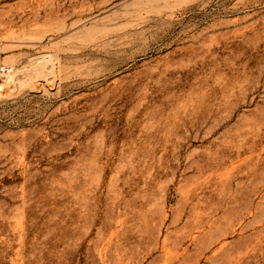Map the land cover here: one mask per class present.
I'll use <instances>...</instances> for the list:
<instances>
[{
  "label": "rangeland",
  "instance_id": "1",
  "mask_svg": "<svg viewBox=\"0 0 264 264\" xmlns=\"http://www.w3.org/2000/svg\"><path fill=\"white\" fill-rule=\"evenodd\" d=\"M0 264H264V0H0Z\"/></svg>",
  "mask_w": 264,
  "mask_h": 264
},
{
  "label": "bare ground",
  "instance_id": "2",
  "mask_svg": "<svg viewBox=\"0 0 264 264\" xmlns=\"http://www.w3.org/2000/svg\"><path fill=\"white\" fill-rule=\"evenodd\" d=\"M3 74V73H2ZM8 74H10V72H8Z\"/></svg>",
  "mask_w": 264,
  "mask_h": 264
}]
</instances>
